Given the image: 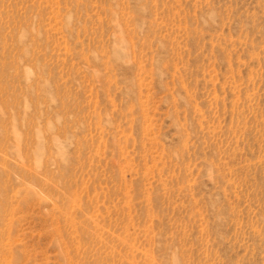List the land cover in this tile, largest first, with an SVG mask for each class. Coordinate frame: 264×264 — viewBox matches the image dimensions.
Segmentation results:
<instances>
[{
	"label": "rangeland",
	"instance_id": "obj_1",
	"mask_svg": "<svg viewBox=\"0 0 264 264\" xmlns=\"http://www.w3.org/2000/svg\"><path fill=\"white\" fill-rule=\"evenodd\" d=\"M0 264H264V0H0Z\"/></svg>",
	"mask_w": 264,
	"mask_h": 264
}]
</instances>
